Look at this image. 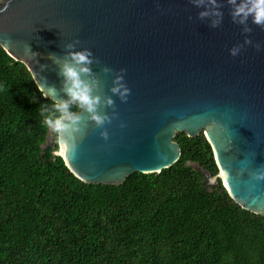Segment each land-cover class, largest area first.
<instances>
[{
    "label": "water",
    "instance_id": "water-1",
    "mask_svg": "<svg viewBox=\"0 0 264 264\" xmlns=\"http://www.w3.org/2000/svg\"><path fill=\"white\" fill-rule=\"evenodd\" d=\"M221 2L223 22L211 28L190 0H0V45L27 66L45 97L61 87L49 54L62 56L79 40L74 50L87 48L99 60L91 67L117 116L103 129L88 122L69 140L75 150L61 156L78 178L120 185L135 172H160L181 157L178 133H204L219 168L207 174L210 182L221 179L237 203L264 215V180L251 176L264 165V29L249 19L252 32L243 33ZM246 35L260 49L245 45L230 55ZM120 69L131 90L126 102L109 91Z\"/></svg>",
    "mask_w": 264,
    "mask_h": 264
},
{
    "label": "trees",
    "instance_id": "trees-1",
    "mask_svg": "<svg viewBox=\"0 0 264 264\" xmlns=\"http://www.w3.org/2000/svg\"><path fill=\"white\" fill-rule=\"evenodd\" d=\"M52 103L0 45V264H264V215L210 182L204 133H178L181 157L160 172L87 183L54 154Z\"/></svg>",
    "mask_w": 264,
    "mask_h": 264
},
{
    "label": "clouds",
    "instance_id": "clouds-1",
    "mask_svg": "<svg viewBox=\"0 0 264 264\" xmlns=\"http://www.w3.org/2000/svg\"><path fill=\"white\" fill-rule=\"evenodd\" d=\"M190 3L203 9L198 12L197 18L202 21L208 20L209 27L217 28L222 24L224 14L221 9L224 3L221 0H190ZM226 3L230 7L229 15L232 22L241 25L243 33L252 32L248 23L249 19L252 24L264 29V0H226ZM77 44L79 40L65 45L62 56L49 54L48 57L58 65L61 87L59 90L52 87L53 103L41 108L40 122L55 137V143L59 149L54 153L55 155H64L70 150L74 151L75 144L70 145L69 140L74 141V134L82 133L88 122L103 129L105 124H110L117 116L115 101L112 96H102L101 81L91 67L94 63L99 64V60L87 48L74 50ZM245 45L260 49V44H253V41L246 35L243 44H237L229 49L230 55L237 56ZM101 71L104 74H110L113 70L105 66ZM125 72L126 69H120L114 75L112 86L109 89L113 96H117L121 102H126L131 94V90L124 81ZM61 93L66 94L68 98H62ZM46 98L49 99L47 96ZM101 105L112 108L111 115L100 113ZM84 113H87V121L83 118ZM120 126L124 127L123 124ZM100 135L104 140L109 138L106 129L101 131ZM251 176L257 181L264 180V165L251 173Z\"/></svg>",
    "mask_w": 264,
    "mask_h": 264
}]
</instances>
